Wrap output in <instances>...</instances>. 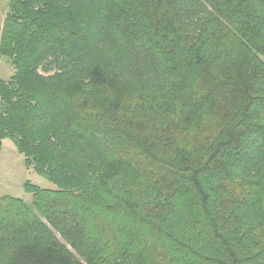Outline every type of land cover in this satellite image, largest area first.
Wrapping results in <instances>:
<instances>
[{"label":"trees","instance_id":"1","mask_svg":"<svg viewBox=\"0 0 264 264\" xmlns=\"http://www.w3.org/2000/svg\"><path fill=\"white\" fill-rule=\"evenodd\" d=\"M0 264H264V0H9Z\"/></svg>","mask_w":264,"mask_h":264},{"label":"rangeland","instance_id":"2","mask_svg":"<svg viewBox=\"0 0 264 264\" xmlns=\"http://www.w3.org/2000/svg\"><path fill=\"white\" fill-rule=\"evenodd\" d=\"M8 2L9 0H0V38ZM11 75L12 70L0 60V79L8 80ZM27 183L40 188L53 187L32 169L26 167L24 157L18 153L11 141H3V148L0 152V197L12 196L30 203L32 195L25 190Z\"/></svg>","mask_w":264,"mask_h":264}]
</instances>
